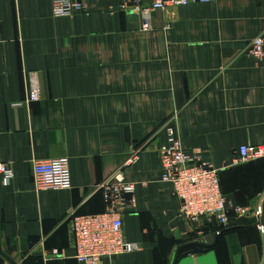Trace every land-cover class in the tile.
Segmentation results:
<instances>
[{"label": "crops", "instance_id": "obj_1", "mask_svg": "<svg viewBox=\"0 0 264 264\" xmlns=\"http://www.w3.org/2000/svg\"><path fill=\"white\" fill-rule=\"evenodd\" d=\"M122 0H90L73 16L53 13V0H0V264H85L76 258L69 213H101L95 186L121 167L136 185V209L124 215L125 238L139 250L101 264H264V228L230 213L194 225L164 182L158 149L173 119L188 155L221 170L222 191L263 209L264 159L232 165L242 145L264 144V67L247 51L264 32V0H217L155 11L153 27L121 11ZM36 72L38 101H28ZM67 157L71 187L37 191L32 161ZM190 249V248H188ZM58 253L55 254L54 251Z\"/></svg>", "mask_w": 264, "mask_h": 264}, {"label": "built area", "instance_id": "obj_2", "mask_svg": "<svg viewBox=\"0 0 264 264\" xmlns=\"http://www.w3.org/2000/svg\"><path fill=\"white\" fill-rule=\"evenodd\" d=\"M90 0H53V13L57 16H73L84 12ZM217 0H122L121 11L140 15L142 29H152V15L155 11L168 10L197 3H211ZM247 51L264 67V32L249 42ZM28 101H38L41 86L36 72L29 78ZM166 124L167 143L158 149L163 168L164 182L172 185L174 194L180 201L179 213L194 225L193 231L201 235V223L228 225L230 213L239 217H255L261 228L263 209L235 203L221 190L219 169L199 155H188L179 140L173 119ZM143 146H136L125 163L109 177L98 183L93 194L100 192L105 201L101 213H69L76 258L85 264H101L105 257L139 250V245L125 238L124 215L136 209V185L126 181L124 169L138 158ZM264 158V144L242 145L232 159V165ZM33 181L37 191L57 190L71 187L70 161L67 157L32 161ZM0 177L8 185L15 177L13 166L0 161ZM58 253L57 250L54 251Z\"/></svg>", "mask_w": 264, "mask_h": 264}, {"label": "trees", "instance_id": "obj_3", "mask_svg": "<svg viewBox=\"0 0 264 264\" xmlns=\"http://www.w3.org/2000/svg\"><path fill=\"white\" fill-rule=\"evenodd\" d=\"M264 158H259V159H256V160H252V161H248V162H245L244 164L246 163H250V162H253V161H259V160H263ZM243 163H241L242 165ZM240 164H238L237 166H239ZM236 166V165H234ZM219 178H220V187H221V170H219ZM222 190V188H221ZM223 192V191H222ZM224 193V192H223ZM225 194V193H224ZM226 195V194H225ZM227 196V195H226ZM228 197V196H227ZM217 225L220 227L221 230H225L229 227V224L228 225H222V224H218ZM190 248V249H188ZM208 248H210L209 246H197V245H194V246H189L187 248H185V250H194V251H204V250H207Z\"/></svg>", "mask_w": 264, "mask_h": 264}, {"label": "water", "instance_id": "obj_4", "mask_svg": "<svg viewBox=\"0 0 264 264\" xmlns=\"http://www.w3.org/2000/svg\"><path fill=\"white\" fill-rule=\"evenodd\" d=\"M194 245H197V246H210L208 244H205L203 242H199V241H194V242H191V243H188V244H185V245H182L180 247H178L176 253H175V256H174V259H173V263L172 264H175L180 256V253H181V250L184 249L185 247H189V246H194ZM192 251L194 250H188L185 252V254L187 253H191Z\"/></svg>", "mask_w": 264, "mask_h": 264}]
</instances>
